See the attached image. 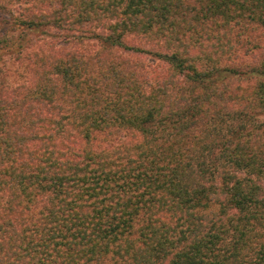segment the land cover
<instances>
[{"label":"trees","instance_id":"obj_1","mask_svg":"<svg viewBox=\"0 0 264 264\" xmlns=\"http://www.w3.org/2000/svg\"><path fill=\"white\" fill-rule=\"evenodd\" d=\"M0 14V264H264L249 112L264 111V63L222 65L231 34L208 29L246 15L264 31V0H0ZM129 38L169 65L149 89ZM237 117L223 150L218 123Z\"/></svg>","mask_w":264,"mask_h":264},{"label":"rangeland","instance_id":"obj_2","mask_svg":"<svg viewBox=\"0 0 264 264\" xmlns=\"http://www.w3.org/2000/svg\"><path fill=\"white\" fill-rule=\"evenodd\" d=\"M241 13V12H238ZM0 18L4 16V14H0ZM238 19V18H237ZM217 24H209L208 29L215 30L216 33H230V40L231 42L228 45V49L224 51L226 53L224 56H218L215 55L217 58L221 57L220 62L222 65H226L228 67H238L241 71L248 72L250 71V68L254 65H260L264 63V48L262 50H259V48H252L255 47L256 45L260 44L264 46V31H262L261 28L250 26V28H247L246 25V15L243 16V18L238 19V23L235 25H232V31L226 30V26L222 25L223 20L218 18ZM216 25V28L214 27ZM205 28V27H204ZM207 28V27H206ZM254 30V31H253ZM32 36H27L25 40H31ZM249 39V50L246 48H240V44L242 43L243 40ZM129 47H134L137 50H141L137 52L136 54L132 52H127L125 54L126 58L130 59H135L139 60V63L143 66V70L145 73V76H143V80L145 81L146 88L149 89L152 87V85L155 84L156 81L162 80L166 76L169 75V65L163 60V59H158L157 57L155 58L151 53H155V49L152 46V43L150 41H145L143 38H129ZM24 45H26V42H24ZM155 48L158 49L155 45ZM227 48V47H226ZM248 52L250 54H245V52ZM242 53L244 57L242 56ZM134 55V56H133ZM214 56V58H215ZM231 56L232 58H230ZM230 59V61H229ZM7 61L6 56H0V65L5 63ZM257 62V63H256ZM175 81L182 82V76H175L173 78ZM252 79V80H251ZM256 80L253 78H249L244 81L236 82L235 80H229V88L230 90H233V88L237 87L240 85L244 89H250L253 88V85L256 84ZM186 85L187 93L189 97L192 95L194 96L195 90L194 86L192 84H187ZM232 110H235V107H232ZM250 114L252 115L254 119V123L256 127H262L261 132L263 133L264 131V111L262 114L255 113L256 111H249ZM246 119L244 121L240 120L239 117L235 120H230L229 118L223 119L221 122L218 123L219 127L222 128L223 130V140L222 143H220L219 147H221L223 150L229 148L230 146L233 145L238 139L241 138L242 133L244 132L243 126L247 125L246 124ZM211 126H213L211 124ZM224 143V144H223ZM223 145V146H221ZM221 148H216L213 151L212 154V159H215L217 161H223L224 158L223 155H227V151H224L223 154L221 153ZM263 184L264 180L262 179Z\"/></svg>","mask_w":264,"mask_h":264}]
</instances>
